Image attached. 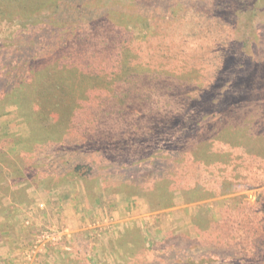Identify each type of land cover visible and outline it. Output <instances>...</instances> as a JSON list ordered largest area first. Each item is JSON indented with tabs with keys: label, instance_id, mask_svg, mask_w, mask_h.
I'll return each mask as SVG.
<instances>
[{
	"label": "rangeland",
	"instance_id": "374dc122",
	"mask_svg": "<svg viewBox=\"0 0 264 264\" xmlns=\"http://www.w3.org/2000/svg\"><path fill=\"white\" fill-rule=\"evenodd\" d=\"M0 264H264V0H0Z\"/></svg>",
	"mask_w": 264,
	"mask_h": 264
},
{
	"label": "trees",
	"instance_id": "16d2710c",
	"mask_svg": "<svg viewBox=\"0 0 264 264\" xmlns=\"http://www.w3.org/2000/svg\"><path fill=\"white\" fill-rule=\"evenodd\" d=\"M13 72H14V71L11 70V67H10L9 69H7V74H8V75L12 76V75H14V73L16 74V72H14V73H13ZM176 118H177V117H173V120H174V121H177ZM182 119H183V118L180 117V121H182ZM160 137H161L162 140H165V139H167V138H169V137H171V136L165 135V136H160ZM162 151H164V150H160V152H162Z\"/></svg>",
	"mask_w": 264,
	"mask_h": 264
}]
</instances>
